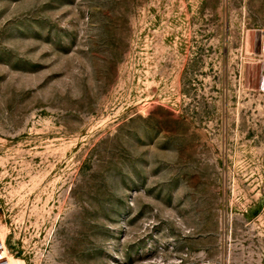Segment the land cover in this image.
<instances>
[{"label": "rangeland", "instance_id": "374dc122", "mask_svg": "<svg viewBox=\"0 0 264 264\" xmlns=\"http://www.w3.org/2000/svg\"><path fill=\"white\" fill-rule=\"evenodd\" d=\"M0 231L13 264H264V0H0Z\"/></svg>", "mask_w": 264, "mask_h": 264}, {"label": "built area", "instance_id": "2783aa9c", "mask_svg": "<svg viewBox=\"0 0 264 264\" xmlns=\"http://www.w3.org/2000/svg\"><path fill=\"white\" fill-rule=\"evenodd\" d=\"M0 264H13L12 254L9 251L6 237L0 231Z\"/></svg>", "mask_w": 264, "mask_h": 264}]
</instances>
